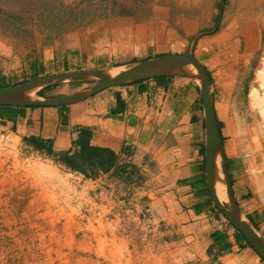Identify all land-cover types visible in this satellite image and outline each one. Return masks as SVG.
<instances>
[{
  "label": "rangeland",
  "instance_id": "374dc122",
  "mask_svg": "<svg viewBox=\"0 0 264 264\" xmlns=\"http://www.w3.org/2000/svg\"><path fill=\"white\" fill-rule=\"evenodd\" d=\"M218 18L215 31L200 34ZM0 37L8 46L0 52V87L191 53L209 72L226 137L252 144L264 160V0H0ZM35 165L47 179L31 174ZM100 185L0 130V264L211 263L171 245L160 226L151 230L146 217L126 211L132 203Z\"/></svg>",
  "mask_w": 264,
  "mask_h": 264
},
{
  "label": "crops",
  "instance_id": "0c3cea01",
  "mask_svg": "<svg viewBox=\"0 0 264 264\" xmlns=\"http://www.w3.org/2000/svg\"><path fill=\"white\" fill-rule=\"evenodd\" d=\"M5 46L6 40L0 37V52ZM80 84L50 85L38 93L62 96L81 89ZM215 111L221 124L217 108ZM0 130L15 136L32 152L83 177L62 160L72 159L85 145L111 149L114 165L87 179L100 183L110 197L132 203L133 210L126 211H132L134 218L148 216L151 230L160 226L171 245L184 244L185 253L190 249L187 254L209 257L210 264L260 263L255 251L227 229L210 199L204 167L203 104L191 79L158 77L112 86L62 108L0 105ZM220 134L233 195L261 231L264 160L254 156L252 144L230 141L221 128ZM128 190L132 191L129 200L124 198ZM215 231L225 235L230 244L212 246Z\"/></svg>",
  "mask_w": 264,
  "mask_h": 264
},
{
  "label": "water",
  "instance_id": "95a60500",
  "mask_svg": "<svg viewBox=\"0 0 264 264\" xmlns=\"http://www.w3.org/2000/svg\"><path fill=\"white\" fill-rule=\"evenodd\" d=\"M218 22L219 18L212 30L200 34L215 31ZM111 71L117 72L111 74ZM158 77H186L198 86L205 122L204 167L210 199L216 209L264 260V235L242 212L233 195L213 104L209 74L204 65L191 53L188 55L160 54L130 63L39 76L23 83L0 87V105L66 106L88 99L108 87ZM64 83H89V85L62 96L43 97L38 93L44 87ZM218 171L221 173L219 179ZM217 180L224 185L223 199H220L217 194Z\"/></svg>",
  "mask_w": 264,
  "mask_h": 264
},
{
  "label": "trees",
  "instance_id": "16d2710c",
  "mask_svg": "<svg viewBox=\"0 0 264 264\" xmlns=\"http://www.w3.org/2000/svg\"><path fill=\"white\" fill-rule=\"evenodd\" d=\"M116 64H118V63H116ZM33 68H35V65H33ZM95 68H97V67H95ZM205 69H206V67H205ZM208 74H209V72H208ZM34 78H36V77H33L31 79H34ZM26 81H28V80H24V81L12 83V84H7V85L19 84V83H23V82H26ZM82 85L83 84H80L78 86L82 87ZM40 94H44V92L41 91ZM62 107L63 106H61V108ZM217 123H218L219 132H220V123L218 121H217ZM220 136H221V134H220ZM221 139H222V137H221ZM222 142H223V139H222ZM62 161L65 162L68 165L69 168L81 172L84 175V177H86V178H94L97 175V173L100 172V171L101 172L109 171L110 168L114 165V163L116 161V158H115V153L109 148H104V147L101 148V147H94V146H90V145H85V146L80 147L79 152L76 153V155L72 159L67 157V158H65ZM227 224L230 227H233L228 221H227ZM235 231H236L237 239L241 240V241H245L243 239V237L240 235V233L236 229H235ZM262 234L264 235L263 232H262ZM211 237H212V240H213L212 246H214V247L215 246H221V245L222 246H228L230 244L227 241L226 236L223 235L219 231L213 232L211 234ZM246 244L248 246H250L247 242H246ZM255 253L257 254L256 251H255ZM259 258L264 263V260L260 256H259Z\"/></svg>",
  "mask_w": 264,
  "mask_h": 264
},
{
  "label": "bare ground",
  "instance_id": "6f19581e",
  "mask_svg": "<svg viewBox=\"0 0 264 264\" xmlns=\"http://www.w3.org/2000/svg\"><path fill=\"white\" fill-rule=\"evenodd\" d=\"M121 23V22H120ZM165 25V24H164ZM111 26V25H110ZM144 29V28H143ZM162 31V30H161ZM160 31V32H161ZM174 34V33H173ZM127 37V36H126ZM169 38V37H168ZM174 38V37H173ZM164 39V38H163ZM180 40V39H179ZM129 41V40H128ZM169 43V42H168ZM247 44V43H246ZM222 51V50H221ZM223 52V51H222ZM222 54V53H221ZM225 60V59H224ZM222 62V61H221ZM230 70V69H229ZM117 71H111V74H114V73H116ZM252 95L254 96V97H256L255 95H256V90L255 89H252ZM241 131V130H240ZM237 133V132H236ZM242 133V132H241ZM233 135V134H232ZM234 136V135H233ZM245 140V139H244ZM238 144V143H237ZM243 144V143H242ZM249 145V144H248ZM246 146V145H245ZM244 147V146H243ZM237 148V147H236ZM240 148V147H239ZM249 148H251V147H249ZM243 149V148H242ZM238 150V149H237ZM245 150V149H244ZM252 150V149H251ZM236 151V150H235ZM11 154V153H10ZM13 154V153H12ZM16 155V154H15ZM42 167V166H41ZM41 167L40 166H38V165H35V166H32L31 167V170H30V172H31V174H33L34 176H37V178L40 176V179H43V178H45V177H41V174H40V170H41ZM44 167V166H43ZM49 168V167H48ZM44 169V168H43ZM47 169V168H46ZM29 171V170H28ZM51 176V175H50ZM54 176H55V174H54ZM56 176H57V173H56ZM53 177V176H52ZM52 177H50V178H52ZM221 177V173H220V171H218V179ZM48 178H49V176H48ZM55 178V177H54ZM59 178V177H58ZM45 179H47V177L45 178ZM60 179V178H59ZM41 182V181H40ZM44 183V182H43ZM260 188H261V186H260ZM216 190H217V194H218V196H219V198L220 199H223L224 198V185L222 184V182L221 181H219V180H217V182H216Z\"/></svg>",
  "mask_w": 264,
  "mask_h": 264
},
{
  "label": "built area",
  "instance_id": "2783aa9c",
  "mask_svg": "<svg viewBox=\"0 0 264 264\" xmlns=\"http://www.w3.org/2000/svg\"><path fill=\"white\" fill-rule=\"evenodd\" d=\"M144 217H146V219H147V220L149 219V217H148V216H144Z\"/></svg>",
  "mask_w": 264,
  "mask_h": 264
}]
</instances>
